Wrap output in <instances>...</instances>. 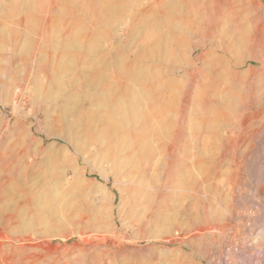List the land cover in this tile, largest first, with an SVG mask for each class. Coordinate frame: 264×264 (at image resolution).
<instances>
[{"label": "rangeland", "instance_id": "374dc122", "mask_svg": "<svg viewBox=\"0 0 264 264\" xmlns=\"http://www.w3.org/2000/svg\"><path fill=\"white\" fill-rule=\"evenodd\" d=\"M263 62L264 0H0V264H264Z\"/></svg>", "mask_w": 264, "mask_h": 264}, {"label": "bare ground", "instance_id": "6f19581e", "mask_svg": "<svg viewBox=\"0 0 264 264\" xmlns=\"http://www.w3.org/2000/svg\"><path fill=\"white\" fill-rule=\"evenodd\" d=\"M214 12V11H213ZM219 19V18H218ZM218 23L217 22H215L213 19H208L206 22H205V24H204V26H203V28L201 29V34H202V38H203V41H204V45H206L208 42L210 43V41L213 39V37H214V35L217 33V30H218ZM219 36V35H218ZM252 41V40H251ZM238 42V41H237ZM240 42V41H239ZM238 42V43H239ZM214 43V42H213ZM201 47V46H200ZM195 48V47H194ZM198 49V48H197ZM240 49V48H239ZM202 54V53H201ZM225 54V53H224ZM226 55L227 56H229V55H231V53L230 54H228V53H226ZM260 55V54H259ZM204 56V55H203ZM199 59V58H198ZM229 59H230V56H229ZM240 59V58H239ZM261 59V58H260ZM260 59H258V58H254V60H256V62H260ZM199 60H201V58L199 59ZM203 60H204V58H203ZM252 60V59H251ZM249 61V60H248ZM246 62V60H242L241 62H234V61H228V64H227V69H226V74H225V77H227V79L229 80V79H234V80H238V81H240V82H245V84L247 85V86H249V87H251V88H253V89H257L256 87V85H257V83L256 82H253V81H249V79H248V81H246V80H244L241 76H240V74L236 71L237 69H238V67L240 66V64H243V63H245ZM251 62V61H250ZM255 62V61H254ZM247 63V62H246ZM264 63V62H263ZM252 71V70H251ZM255 71V70H254ZM198 76H203V74L201 73V71L200 72H198V70H197V68H195V67H193L189 72H188V77L190 78V80H189V92L190 91H192V88L194 87V84L196 83V79H197V77ZM204 77V76H203ZM198 80V79H197ZM258 81V80H257ZM264 82V80L263 79H260L259 81H258V84L260 85V83H263ZM255 83H256V85H255ZM203 85V84H202ZM204 91H205V94H207L208 93V91H207V86L204 84ZM204 97V96H203ZM124 99H120V100H118V102H117V106L114 108L115 109V112H113V113H115V114H118L119 113V115H120V117L122 118L123 116L122 115H124V113H126L127 112V109H126V107H127V105H125V104H123L122 103V101H123ZM125 105V106H124ZM114 109H113V111H114ZM78 111V110H77ZM81 113V112H80ZM120 113H122V115L120 114ZM76 114V113H75ZM79 114V113H78ZM80 116V115H79ZM85 119H82V121H84ZM87 120V119H86ZM81 121V122H82ZM101 121V120H100ZM104 121V120H103ZM106 121V120H105ZM86 122V121H85ZM94 122H96V121H94ZM106 122H108V124L110 125V127H111V130H109V131H107V132H105V131H99V135L100 136H102V137H105V139L107 138V139H111L115 134H117L119 131H121L122 129H121V127L122 126H119L117 123H114L112 120H108V121H106ZM89 123V122H88ZM93 123V122H92ZM85 124V123H84ZM99 125V124H98ZM109 127V128H110ZM108 128V127H107ZM108 128V129H109ZM101 129H103V128H101ZM98 130V129H97ZM85 131H86V137L87 138H89V139H93L94 138V136H96L97 134L96 133H94V132H96V129L95 130H93V129H90L88 126H87V124H86V126H85ZM74 134V133H73ZM72 134V136H71V138H63L66 142H68V144H70L71 146H73L75 149H78V148H82V145H80V143L78 142V139L76 138V136L75 135H73ZM124 137H126V136H123V138ZM101 140V139H100ZM102 140H103V138H102ZM92 141V140H91ZM101 142H103V141H101ZM108 143H109V141H108ZM117 146H118V144H117ZM117 150H118V148H117ZM149 150H152V149H150L149 148ZM148 150V151H149ZM171 150L172 149H170V152H171ZM79 151V150H78ZM143 153V152H142ZM150 153V152H149ZM148 153V154H149ZM147 155V154H146ZM169 156H171V153L169 154ZM138 158V157H137ZM145 158V157H144ZM140 161H141V159H140ZM143 161V160H142ZM141 161V162H142ZM137 163H138V161H137ZM140 178V177H139ZM144 178V177H143ZM143 182H144V179L142 180ZM77 183H80V184H82V180H81V176L79 175V173H78V175H77ZM140 183V182H139ZM138 183V184H139ZM144 184V183H143ZM140 185V184H139ZM147 186V185H146ZM134 187V186H133ZM132 187V188H133ZM139 187V186H138ZM145 189V188H144ZM51 191H52V189H49V190H47V192H46V194L44 195L45 197V199H47L46 197H48V196H50L49 194H52L51 193ZM54 191V190H53ZM132 192V191H131ZM57 194V193H56ZM133 195H134V207H133V211L134 212H137V211H135V208L139 205V204H141V202L143 201V199H144V197H147L146 195L147 194H145V191L144 190H142V189H137V188H135V190L133 191ZM55 199V198H54ZM144 202V201H143ZM148 203V202H147ZM139 207V206H138ZM138 207H137V209H138Z\"/></svg>", "mask_w": 264, "mask_h": 264}]
</instances>
